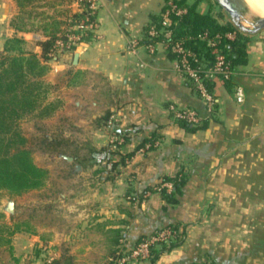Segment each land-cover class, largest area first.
<instances>
[{
  "label": "crops",
  "instance_id": "crops-1",
  "mask_svg": "<svg viewBox=\"0 0 264 264\" xmlns=\"http://www.w3.org/2000/svg\"><path fill=\"white\" fill-rule=\"evenodd\" d=\"M161 5L160 0H101L92 36L60 60L47 62L43 78L53 85L48 99L59 100L60 106L41 120L58 128L57 136L90 132L95 141L85 143L87 148L99 149L117 138L116 126H134V142L151 133L159 135L157 149L147 156L136 152L120 173L106 180L95 172L100 165L75 159L77 150L58 154L73 157H63L73 170L60 178L66 185L59 186V209L55 201L46 205V211L60 215L41 226L51 227L46 229L49 242L55 238L54 227H65L60 229L61 251L52 259L74 263L94 256L95 263H109L115 249L129 248L139 234L168 217L182 222L183 241L154 263L135 264H264V29L249 33L247 61L238 66L232 81H214L216 103L208 109L174 68L168 50L157 44L150 52L141 41ZM71 9L77 11L72 0L22 5L0 0V52L5 41L16 36L40 56L39 42L47 38L49 17L64 20ZM133 39L139 41L136 50L130 48ZM238 84L245 91L242 102L234 95ZM171 102L196 108L203 126L189 131L174 122L167 108ZM42 167L49 170L42 189L50 188L51 169ZM182 169L188 180L174 208L163 211L157 192L148 191L139 199L147 186ZM164 185L172 187L171 182ZM29 221L39 227L31 216Z\"/></svg>",
  "mask_w": 264,
  "mask_h": 264
},
{
  "label": "trees",
  "instance_id": "trees-1",
  "mask_svg": "<svg viewBox=\"0 0 264 264\" xmlns=\"http://www.w3.org/2000/svg\"><path fill=\"white\" fill-rule=\"evenodd\" d=\"M17 1L22 5L30 3L33 0ZM172 1L181 7H185L186 10L181 14L173 12L170 14L171 24L169 27L172 29V32L171 36L165 40L170 45L176 41H180L184 47L196 54L197 60L191 59V64L205 68L212 65L215 61V54L212 52L213 46L209 45L206 40L198 37L199 34L206 32L210 37L214 38L215 45L226 55L233 73L228 79L223 80L231 82L234 73L238 70V66L247 61L246 48L249 33L242 32L231 21H220V18L213 14L211 8L202 11L198 8L199 0L192 3H186L185 0ZM165 8L166 3L162 5L158 13L150 17L149 22L144 28L142 42L147 43L163 37L161 35L157 37L149 35V29L151 27H155L156 29L161 28L162 12ZM86 14V11H74L71 9L68 12L66 11V18L64 20L51 15L46 25L47 38L39 42L42 48L40 56L33 51L27 50L24 46V40L19 37L8 38L4 43L3 51L0 52V198L4 191L11 196H16L34 189H42L46 185L49 178V170L46 167L39 166L34 161L33 149L28 145V139L22 132L20 124L24 119L41 120L51 116L59 108V100L48 99L53 85L43 78L49 69L47 62L53 60L51 54L56 51L54 47L55 40L60 36H65L68 25L79 21ZM229 32L235 34L234 39L227 37V33ZM92 34V31H87L83 36V40H87ZM167 50L174 59L179 57L172 48H168ZM65 53L68 52L60 53L55 61L60 60ZM184 76L194 87L196 93L202 97L194 81L186 74ZM214 81L213 79H204L208 90L214 96L215 105L216 101L213 93ZM170 105H175L179 108L194 107L175 102L168 104L167 108L170 112V118L185 130L193 131L203 126L200 115V121L198 122L176 118L173 111L169 109ZM108 116L109 113L106 114V118L109 119ZM114 131L117 138L109 145L99 149L88 147L85 155H75V159L83 163V165H100L95 172L103 180L120 173L136 152L147 156L157 149L159 145V135L156 133H151L134 142L130 134L136 130L132 125L126 129L116 126L114 127ZM65 141L64 139H57L55 137L50 138L48 135H44L42 138V142L47 146L44 150L57 152L58 154L66 153V150L60 149V145ZM131 144L134 145L129 147ZM187 180V173L183 169L178 171L177 174L164 175L159 182L147 186L139 194V199L141 200L148 191L157 192L164 201L162 209L167 212L180 203V197L185 193ZM165 182H171L172 187L168 189L164 185ZM135 198V195L130 197L131 200ZM181 223V221H175L167 217L166 222H160L150 232L139 234L129 248L115 249L108 264H120L116 261L119 255L130 252L139 242L157 231L170 228L172 235L167 240L153 243L150 246L149 255L141 258L142 260L154 263L163 252L170 250L183 241L184 231L179 228ZM8 227L10 226L0 223V243L8 244L10 242V237H6L3 234L4 229ZM12 227H17V229H12L9 233L23 230L19 227H27L25 230L31 231V227L33 226L28 219L17 221ZM117 238H119V233L117 234ZM58 262V259L49 261V263L53 264Z\"/></svg>",
  "mask_w": 264,
  "mask_h": 264
},
{
  "label": "rangeland",
  "instance_id": "rangeland-1",
  "mask_svg": "<svg viewBox=\"0 0 264 264\" xmlns=\"http://www.w3.org/2000/svg\"><path fill=\"white\" fill-rule=\"evenodd\" d=\"M160 1L162 5H165L167 2V0ZM194 1L196 0H185L186 3H192ZM198 8L202 11L211 8L213 14L217 15L220 18V21L232 22L229 14L217 3L216 0H199ZM246 14L247 19L249 20H253L255 17L254 12L250 9H246ZM246 25L250 26L248 23H246ZM20 126L22 132L28 139V145L33 149L34 161L41 166L50 167L52 172V187H46L37 192L28 191L16 196H11L5 191L2 193L0 198V213H2L0 214V223H5L10 226L7 229H4L3 233L4 236L10 237V242L8 244L0 243V264H53L49 263V261L61 251L63 234L60 229L65 227H54L57 232L55 233V238L49 242V240L47 241L49 232L46 229L51 227L41 226L44 221L49 220L51 216L56 215V217H58V215H60L59 212H55V210L48 209V211H46V208L48 207L46 205H48L50 201H55L57 203V209H59V186L62 187L61 189H64V185H66L60 182V178L64 175H68L69 172L73 170V164L67 166L64 162V158H60L57 152L45 151L44 148L47 146L42 142V138L44 135L50 134L57 139H64L68 142H62L60 149L66 150V152L77 150V154L82 156L87 152V144L85 143L89 144L93 142L94 135L89 132L84 135L74 134L72 137L57 136L59 130L53 124H47L42 120L34 119H24L21 121ZM86 131L87 130H84L85 133ZM80 133H82V131H80ZM83 180L79 179L77 181L83 184ZM79 182L77 183L79 184ZM50 194L53 196L50 197ZM9 201H13L12 210L7 208ZM30 216L32 223H35L39 227H31V231L25 230L27 227H19L23 230L9 233L10 230L17 229V227H12L13 224L17 221L28 220ZM95 235L96 234H94V236ZM94 259H96L94 256H87V258H83L82 256L76 262L74 261V263L63 261L62 263L58 262L54 264H98L92 261ZM141 260L142 259H133L126 264H135Z\"/></svg>",
  "mask_w": 264,
  "mask_h": 264
},
{
  "label": "built area",
  "instance_id": "built-area-1",
  "mask_svg": "<svg viewBox=\"0 0 264 264\" xmlns=\"http://www.w3.org/2000/svg\"><path fill=\"white\" fill-rule=\"evenodd\" d=\"M76 5L77 11H86L87 14L82 17L79 21L69 24L67 27V32L65 36L58 37L55 40L54 47L56 51L52 53V59L55 61L58 55L63 52L74 51L75 47L81 43L83 36L87 31L95 32L97 28V10L99 9L101 0H72ZM186 8L179 6L172 0L166 2V8L162 12V26L159 29L151 27L149 29V35L157 37L159 35L163 36L161 39H155L146 43V46L150 52H154L157 49V44L162 45L165 49L172 48L179 57L174 59V68L186 74L190 79H192L198 88L200 94L202 95L204 101L206 102L208 109H212L214 105V96L208 90L204 79H228L233 73L230 68L229 61L226 59V55L221 51V49L216 46L214 38L210 37L206 32L199 34V38L206 40L207 43L213 46L212 52L215 54V61L212 65L203 68L202 66H195L191 64V59L197 60L195 52L187 49L183 46L180 41H176L170 45L165 39L171 36L172 29H170L171 18L170 14L176 13L181 14L185 12ZM227 37L230 39L235 38V34L232 32L227 33ZM139 41L137 39L131 40L130 48L136 50ZM235 99L238 102L244 101L245 91L242 85L238 84L234 89ZM171 109L176 118H184L191 122L200 121V116L196 109L194 108H179L175 105H170ZM172 235L170 228H165L157 231L148 238L143 239L139 242L130 252L123 253L117 257V262L122 264L133 259H141L147 257L150 252V246L161 240H167Z\"/></svg>",
  "mask_w": 264,
  "mask_h": 264
},
{
  "label": "water",
  "instance_id": "water-1",
  "mask_svg": "<svg viewBox=\"0 0 264 264\" xmlns=\"http://www.w3.org/2000/svg\"><path fill=\"white\" fill-rule=\"evenodd\" d=\"M217 3L229 14L234 25L246 33H256L264 29V15H260L253 10L248 5L247 0H216ZM246 9H250L254 12L255 17L253 20L247 19ZM250 24V26L246 25ZM62 156L73 161V157L67 154H62ZM77 169L81 168V164H76ZM9 210L13 209V201H9L7 204Z\"/></svg>",
  "mask_w": 264,
  "mask_h": 264
},
{
  "label": "bare ground",
  "instance_id": "bare-ground-1",
  "mask_svg": "<svg viewBox=\"0 0 264 264\" xmlns=\"http://www.w3.org/2000/svg\"><path fill=\"white\" fill-rule=\"evenodd\" d=\"M249 7L254 12L264 15V0H247Z\"/></svg>",
  "mask_w": 264,
  "mask_h": 264
}]
</instances>
